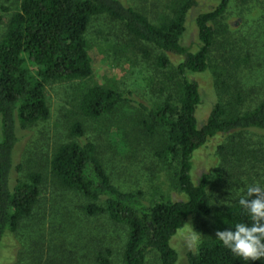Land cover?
Masks as SVG:
<instances>
[{
  "label": "rangeland",
  "instance_id": "1",
  "mask_svg": "<svg viewBox=\"0 0 264 264\" xmlns=\"http://www.w3.org/2000/svg\"><path fill=\"white\" fill-rule=\"evenodd\" d=\"M154 24L171 14L172 0H121ZM188 13L182 45L198 50L195 19L214 10L217 0H195ZM21 0H0V41ZM215 40L209 54V68L202 74H188L198 85L201 103L196 112L201 127L215 105L244 114L264 100V0H230L225 14L212 24ZM91 61L90 77L74 81H53L45 86L48 119L18 132L20 139L14 180L30 173L42 176L40 195L31 215L0 244V264H95L98 253L108 249L110 264H123L127 230L106 215L87 216V201L78 193L60 187L50 173L57 148L72 142V125L80 123L84 140L95 146L96 157L111 183L122 192L141 193L143 203L159 197L171 202L185 196L175 185V169L159 161L156 140L141 126L142 114L132 104L121 106L100 119L82 115L81 97L92 87L110 89L155 108L174 94L179 81L175 72L182 58L164 54L171 69L157 66L163 53L131 39L124 27L107 16L94 17L85 35ZM149 52L148 57L142 51ZM191 179L197 184L206 174L207 194L212 210H223L239 201L246 189L264 188V131L241 130L209 138L191 159ZM13 180V181H14ZM212 217H191L175 235L171 246L176 264H187L209 234ZM145 264H159L150 252Z\"/></svg>",
  "mask_w": 264,
  "mask_h": 264
},
{
  "label": "trees",
  "instance_id": "2",
  "mask_svg": "<svg viewBox=\"0 0 264 264\" xmlns=\"http://www.w3.org/2000/svg\"><path fill=\"white\" fill-rule=\"evenodd\" d=\"M172 1L171 14L154 24L121 0H21L0 41V244L31 215L42 184L39 173H30L23 180L12 178L20 170L15 164L18 132L48 119L47 83L91 76L85 35L94 17L107 16L119 22L131 39L162 52L156 62L159 68L171 69L164 54L181 57L175 69L179 81L174 94L155 108L130 95L92 87L80 98L79 109L86 118L100 119L121 106L134 105L142 114L144 134L156 140L155 157L175 169V185L185 200L171 202L162 196L146 204L141 193L117 189L96 157L95 146L84 140L80 123L70 130L79 142L61 145L53 155L52 177L60 187L87 201L82 208L87 216L106 215L126 228L123 264H145L150 252L158 256L159 264H176L172 239L191 217L202 216H211L212 226L197 250L188 253L187 264H264V258L245 262L234 256L215 237L218 230L251 223L239 203L212 210L208 176L203 174L197 184L191 179L192 156L209 138L241 130L264 131V100L244 114L215 105L205 123L198 126L200 92L187 75L208 70L215 40L212 24L225 14L230 0H217L214 10L196 17L199 47L194 53L182 45V40L188 13L196 2ZM142 55L148 57L149 52L143 50ZM110 256L108 249L98 253L95 264H110Z\"/></svg>",
  "mask_w": 264,
  "mask_h": 264
},
{
  "label": "clouds",
  "instance_id": "3",
  "mask_svg": "<svg viewBox=\"0 0 264 264\" xmlns=\"http://www.w3.org/2000/svg\"><path fill=\"white\" fill-rule=\"evenodd\" d=\"M251 223H237L233 228L218 230L216 239L245 262L264 258V188L253 185L238 201Z\"/></svg>",
  "mask_w": 264,
  "mask_h": 264
}]
</instances>
